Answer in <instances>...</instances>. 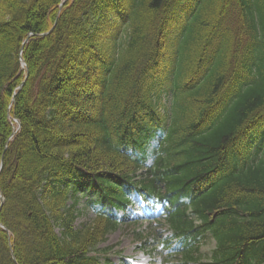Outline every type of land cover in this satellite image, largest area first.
Returning a JSON list of instances; mask_svg holds the SVG:
<instances>
[{
  "label": "trees",
  "instance_id": "trees-1",
  "mask_svg": "<svg viewBox=\"0 0 264 264\" xmlns=\"http://www.w3.org/2000/svg\"><path fill=\"white\" fill-rule=\"evenodd\" d=\"M62 2L0 0V264H102L134 194L179 264H264V0Z\"/></svg>",
  "mask_w": 264,
  "mask_h": 264
},
{
  "label": "rangeland",
  "instance_id": "rangeland-1",
  "mask_svg": "<svg viewBox=\"0 0 264 264\" xmlns=\"http://www.w3.org/2000/svg\"><path fill=\"white\" fill-rule=\"evenodd\" d=\"M81 212L83 213L82 216L78 218L76 221L75 226L81 227L84 224H88L91 221L95 220L93 213L90 210H85L84 207H80ZM162 219L158 218L156 222H143L133 225L130 223V225H123L119 230H117L115 233L110 234L107 238V242L102 244L101 248H107L111 246L119 245L115 251H122V255H119V257H126L132 260L134 264H146V255L143 251L140 250L141 243L138 240V235L136 232L139 230L141 232H144L142 235H146L147 233H160V234H166L167 228L161 227L159 224H163L164 221ZM136 231V232H135ZM211 248L210 244H206L203 248V252H208ZM120 254V253H118ZM117 255V254H116ZM113 255L112 260L114 264H120L119 260L117 259V256Z\"/></svg>",
  "mask_w": 264,
  "mask_h": 264
}]
</instances>
